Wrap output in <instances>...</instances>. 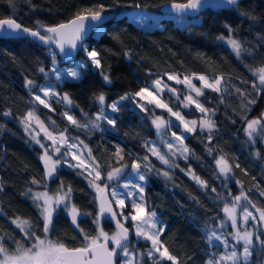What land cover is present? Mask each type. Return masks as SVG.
I'll return each mask as SVG.
<instances>
[{
  "label": "trees",
  "instance_id": "trees-1",
  "mask_svg": "<svg viewBox=\"0 0 264 264\" xmlns=\"http://www.w3.org/2000/svg\"><path fill=\"white\" fill-rule=\"evenodd\" d=\"M180 1L183 2L177 0ZM167 3L169 0H31L29 5L20 0L17 7L12 9L6 0H0V18L12 15L17 22L29 28H34L36 21L46 25L58 24L70 19L77 10L97 4L107 5L109 11L114 13L102 25L101 33L92 31L85 41L90 50L96 48L100 51L101 68L92 66L81 49L73 59L80 58L89 66L82 70L80 79L66 78L55 83L59 94L70 95L74 101L71 113L82 122L86 119L83 113L93 117L100 110V105L94 99L96 95L103 93L106 104H110L125 93H134L141 87L150 86L158 77L166 79L164 73L181 76L197 73L210 77L222 74V89H227L223 93V103L221 94L209 89L204 90L205 95L200 98L205 107L215 110L211 117L215 122L212 140H208L207 131L197 129L188 133L184 139V145L190 150L188 158L179 157L176 160L179 167L168 168L144 147L146 141L156 143L150 107L147 106L148 112H142L132 99L125 100L121 102L119 112L112 113L107 109L108 114L117 121L115 128L102 121V130H93L90 125L88 129H78L63 117L65 106L62 103L53 99L51 103L55 111H49L34 102L30 89L25 87L26 80H33L36 85L53 81L50 75L47 79L45 76L51 70L49 45H40L27 37L0 38V236L5 237L10 251L15 250V244L8 237L22 238L19 229L11 223L12 218L34 219L38 215L31 199L22 195L30 187L43 190L31 184L33 178L47 183L52 191L61 181L65 188L71 186L72 203L84 213L91 212L94 216L97 207L93 199L96 193L74 168L61 166L55 179L43 180L40 147L31 142L20 123V118L30 107L37 109V115L42 120L47 122V117H50L59 129L67 128L68 135L82 139L104 166L103 171L109 170L114 146L119 145L124 149L125 163L131 164L132 158L148 155L156 169L169 172L170 178L155 171L147 173L144 196L165 228L160 239L169 252L178 257L179 264H204L209 253L215 251L209 249L205 242V233L209 229L223 232L232 242L227 236L228 229L218 228L220 220L224 219L222 208L225 203L218 198V194L227 196L230 191L232 195H239L243 190L253 204L264 208V195H261L264 192L262 137L258 136L254 142L248 140L244 132L245 121L240 116L242 98L235 92V88H240L246 94L252 93L247 98L255 103L250 105L248 119L258 117L264 111V92L256 95L252 91L255 77L249 71L250 67L264 62V0L239 1L240 10H248L255 15V21L241 16L235 8H206L198 15L199 20L188 23L189 28L179 27L174 18L168 16L170 13L162 7ZM134 10L160 11L162 27L149 30L137 26L128 15ZM226 24L231 26L233 36L242 41L248 50L239 58L224 40L217 39L221 35L228 36ZM60 62L69 65L73 61ZM40 68L45 71L41 72ZM102 71L110 76L111 83L103 80ZM5 111H10L11 115L4 116ZM155 112L166 114L165 110L156 108ZM182 112L196 119L201 116L194 106L182 109ZM209 148L214 150L212 154H209ZM221 155L232 165V173L227 180L219 175L215 164ZM111 163L115 165V160L111 159ZM189 168L207 182V188L201 187L186 174ZM142 171L146 170L142 168ZM237 180L241 184H237ZM213 188L216 192L212 191ZM93 216L79 217L80 226L92 234L95 233ZM102 226L109 233L115 230L113 223L107 219L102 221ZM50 238H59L69 247L79 246L82 241L70 217L62 210L55 215ZM137 244L142 248L149 245L141 240ZM25 245L28 246L27 242ZM219 250L223 251V246ZM144 262L152 264L147 259ZM163 264L171 262L165 260Z\"/></svg>",
  "mask_w": 264,
  "mask_h": 264
},
{
  "label": "snow or ice",
  "instance_id": "snow-or-ice-1",
  "mask_svg": "<svg viewBox=\"0 0 264 264\" xmlns=\"http://www.w3.org/2000/svg\"><path fill=\"white\" fill-rule=\"evenodd\" d=\"M6 2L10 8L15 9L20 0H6ZM24 2L31 5V0H24ZM205 2L206 0H183V2L169 0L171 9L180 14H186L190 11L195 12L203 7ZM222 4L239 10L241 16L250 20L255 21L257 19L248 10H240L239 0H222ZM32 7L35 6L32 5ZM136 7L139 8L140 5L137 4ZM108 12L109 7L105 4L83 7L77 10L67 21L55 25H46L36 21L34 28L25 27L17 22L14 16L9 15L0 18V38H14L20 33H24L38 39L43 44L49 45L53 65L50 72L54 75L56 81H63L66 77L78 80L82 75L81 70L87 68L88 63L80 61L73 68H59L57 66V53L51 49V45L54 44L59 53L65 57L71 56L72 52L83 48L91 65L97 69L101 68L100 51L96 48L89 50V47L85 44V37L90 31L98 33L103 31L102 25L109 19L106 15ZM142 19L143 17H140V19L133 17V22L140 23ZM225 27L228 29V36L221 35L217 39L224 40L239 58L243 52L248 50L244 48L242 41L233 36L234 30L231 26L226 24ZM124 55L127 56L128 53L125 52ZM39 70L41 72L45 71L44 68ZM249 71L255 77V81L252 83V91L256 95H260L264 92V62L256 67H250ZM164 75L167 76L169 81H174L175 84H183L187 89V94H182L179 89L169 86L158 77L152 82L151 86L141 87L134 93H125L119 97V100L113 101L111 104H106V97L103 93L96 95L94 99L100 105V110L94 114V118L89 117L87 113H83L86 118L84 122L71 114L74 101L68 93L60 95L55 86L51 84L36 85L33 80H26L25 87L30 89L32 100L39 105H43L49 111H55L50 101L56 98L57 102L65 106V110L62 112L63 117L78 129H88L90 125L93 130H102V121H106L108 125L115 128L117 121L108 114L107 109H110L112 113H117L120 111L122 101L132 99L133 103L142 112L149 111L146 104L166 110L169 117H174L180 125H183L184 132L193 133L197 129L201 132L207 131L209 133L208 140L211 141L213 138L211 133L215 128V122L211 117L215 114V110L205 107L200 98L205 95L204 89H209L212 92L220 93L221 103H223V93L227 91V89H222L224 76L219 74L210 77L206 74L192 73L191 75L184 74L181 78V75L176 73H164ZM45 76L47 79L49 74L45 73ZM101 76L106 83H111V78L106 72L102 71ZM193 79L200 82L199 87L193 83ZM165 91L175 97L176 110H173L171 101H162L161 97ZM235 92L242 98L240 116L245 121L244 132L248 140L254 142L258 136L264 137V112L252 119L247 117V112L251 110L250 105L255 103L254 100L247 98L252 93L246 94L240 88H235ZM39 93H42V96ZM181 95H183V99H181ZM136 97L139 100H136ZM140 101H145L146 104L140 103ZM192 106L201 113L200 119L189 120L183 114L182 109H191ZM3 115L10 116L11 112L5 111ZM152 115L154 117L152 124L156 128L157 134L161 136L162 142L168 151L164 153L158 146L148 141L145 142L144 147L161 164L166 165L168 168L179 167L175 164L173 158L179 156L187 159L190 154V150L184 145L183 135H178L177 132L172 131L171 136L174 140L163 137L162 131H171L173 127L178 126L174 125L171 119L156 116L154 112ZM33 122L43 133V140L51 141V144L46 145L39 138V132L35 134L29 132ZM20 123L24 126L25 131L29 133L31 139L43 149V153L39 156L44 167L43 180L55 179L59 166L64 163H67L70 168H78L80 171L77 175L87 173L85 178L88 179L89 187L96 193L93 199L97 207L94 216L91 212L84 213L72 203L71 186L65 188L63 181H61L57 189L52 191L48 188L47 183H42L33 178L31 184L38 185L43 190L38 191L30 187L22 195L31 199L38 215L34 219L20 216L12 218L11 223L19 229L22 238L17 240L14 237H8L15 244V250L10 251L6 246L5 237L0 236V264H146L142 259L144 256H147L152 264H163L165 260L170 261L171 264H179L178 257L171 254L160 239L165 228L144 196L147 173L155 171L159 175L170 178L168 171L156 169L151 164L148 155L142 158L135 157L132 158L131 172L128 174L127 182L121 184L120 180L124 177L129 165L124 162V149L119 145L114 146L115 152L111 158L115 160V165L111 163L110 159L109 170L105 175L103 172L104 166L92 155V150L82 140H79L78 137H70L67 134L68 129H59L55 121H51L49 125H46L37 115L35 107L29 108L25 115L20 118ZM75 141H79V144L87 150V157L84 156L82 151H73L78 148ZM176 142L179 143L180 147H177ZM62 149L64 150L62 151ZM208 151L209 154H212L214 150L209 148ZM69 155L77 161L76 164L69 163L64 159ZM128 155L131 156V153H128ZM215 164L219 175L227 180L232 173L231 163L224 155H221L215 160ZM236 167H239V164H236ZM142 168L146 171H142ZM181 171L185 170L181 169ZM186 174L190 175L201 187H208L207 182L195 175L191 168L187 170ZM236 182L241 184L239 180ZM225 187H227L226 183ZM212 191L216 192V189L213 188ZM261 195H264V192ZM218 198L225 201L222 208L224 219L220 220L218 228L223 229L226 223L230 221L232 231L227 233V236H231L235 244H231L223 232L209 229L205 233V242L209 249L215 251L209 253L204 264H249L257 246L260 254L264 256V232L257 231L255 227H245L243 231L241 230L244 225L249 223L264 228V208H259L253 204L243 190L239 195H232L230 191L227 196L218 194ZM248 205L255 209V213L249 210ZM129 206L131 211L126 212L125 209ZM238 209H242V211L238 212ZM61 210L67 213L72 226L82 237L79 246L69 247L59 238H50L54 228L55 215ZM84 215L93 216L94 234L80 226L79 217ZM106 219L115 223V230L111 234L105 231L102 226V221ZM129 220L132 223V229L135 231L136 237L150 242L151 246L149 248L140 252L136 251L135 246L131 244L129 239L130 229L125 226ZM25 242L28 246L25 245ZM109 244L112 246L110 247ZM237 245H242V250H239ZM221 246H223V251L219 250Z\"/></svg>",
  "mask_w": 264,
  "mask_h": 264
},
{
  "label": "rangeland",
  "instance_id": "rangeland-1",
  "mask_svg": "<svg viewBox=\"0 0 264 264\" xmlns=\"http://www.w3.org/2000/svg\"><path fill=\"white\" fill-rule=\"evenodd\" d=\"M168 14H169V13H168ZM128 15H129V17H130L131 19H133V17H136L137 19H140V17H143V19L140 20V23H136V24H137V26H140L141 28H144V29H149V30L152 29V28L160 29V28L162 27V25H163V24H162V21H161L160 18H159V17L162 15L160 11H159V12H156V11H150V10H149V11L134 10V11H131ZM165 15H166V14H165ZM168 16H172V17L174 18V20H175V23H176L179 27H181V28H182V27H187V28H189V27H188V23H190L192 20H199V17H198V16H192V17H189V16H185V15H177V14L172 13V12H170V15H168ZM93 32L96 33V31H93ZM97 33H98V32H97ZM81 49H82V51H83V48H81ZM89 50H90V49H89ZM83 53H84V51H83ZM84 54H85V53H84ZM57 61H58V65H57V66H58L59 68L67 69V68H73V67H75L76 64H77V62H80V61H82V60H81L80 58H77V57H76V58L72 59L73 62H72L71 64H69V65H68V64L64 65V64H62V63L60 62L61 59L57 56ZM52 66H53V65H52V61H51V68H52ZM82 70H83V69H82ZM82 70H81V72H82ZM49 75H50V77L53 79V81H51V82H46L45 84H51V85L55 86V83L58 82V81H56L54 75H52L51 72H49ZM188 75H191V74H188ZM81 76H82V75H81ZM66 78L72 79L71 77H66ZM66 78H65V79H66ZM181 78H183V76H181ZM65 79H64V80H65ZM163 81H164L165 83H167L169 86H171V87H175V88L179 89L180 92H181L182 94H187V89L185 88V86H184L183 84H179V85H178V84H175L174 81H169L167 78H166V79H163ZM60 82H62V81H60ZM193 83H195L198 87L200 86V82H199L198 80H196V79H193ZM45 84H43V85H45ZM151 85H152V84H151ZM151 85H150V86H151ZM55 89H56V91H57V88H56V87H55ZM204 90H206V89H204ZM37 92H38V89H37ZM57 92H58V91H57ZM58 93H59V92H58ZM39 94L42 96V93H39ZM60 95H61V94H60ZM62 95H63V94H62ZM193 95H194V93H193ZM161 98H162V101H163V102H170V101H171V102H172V103H171V106L173 107V110H176L177 102H175V97H172L170 93H168L167 91H165V92L162 94V97H161ZM53 99L57 100L56 98H53ZM53 99H52V100H53ZM181 99H183V95H181ZM52 100H51L50 102H52ZM117 100H119V99H117ZM117 100H114V101H117ZM136 100H139V98L136 97ZM112 102H113V101H112ZM112 102H110V104H111ZM140 103H145V104H146L145 101H140ZM51 105H52V103H51ZM42 106H43V105H42ZM146 106L150 107L151 110H152V112H154V110H155V106H154V105H147V104H146ZM45 109H46V108H45ZM156 109L164 111V109H160V108H156ZM165 111H166V110H165ZM263 112H264V111H263ZM108 113H109V112H108ZM71 114H72V113H71ZM166 114H167V115H166ZM166 114L162 115V114H158V113L155 112V115H156V116H162V117L165 118V119H171L172 122H173V124H174V125H177L178 127H173V128L171 129V131H167V130L162 131V135H163V137L168 138V139H173V140H174V138H172V136H171V132H172V131H175V132H177L178 135H183V137H184V139H185V137L187 136L188 132H184V131H183V125H180L179 121H176L174 117H169V114L167 113V111H166ZM72 115H73V114H72ZM93 117H94V116H93ZM200 117H201V116H200ZM200 117L197 118V120L200 119ZM49 118H50V117H47V122L44 121V120H42L41 118H40V119H41L42 121H44L46 125H49L51 121H54V119H52V118L49 119ZM153 118H154V117H153V115H152V119H153ZM186 118L189 119V120H191V119H196V118L187 117V116H186ZM151 121H152V120H151ZM22 129H23V131H25L23 125H22ZM29 132H31V133H33V134L39 132V133H40L39 138H40V139H41L46 145L51 144V141L43 140V133L40 132V129L35 125L34 122H33L32 128L29 129ZM25 134H26L27 137L31 140V142H33L35 145H38V144H36V143L31 139V136L29 135L28 132L25 131ZM69 136H70V137H73V136H71V135H69ZM155 136H156V143H155V145L158 146V147L161 149L162 152L167 153L168 149L164 146V144H163V142H162V139H161V136L157 134V130H156V128H155ZM79 140H82V139H79ZM82 141H83V140H82ZM261 141H262L263 146H264V137H262ZM75 142L77 143L78 148L75 149V150H73V151H78V152H79V151H82V152L84 153V156L87 157V150H85V149L83 148V145H80V144H79V141H75ZM83 142H84V141H83ZM176 143H177V147H180L179 143H178V142H176ZM84 144H86V143L84 142ZM86 145H87V144H86ZM38 146H39V145H38ZM39 147H40V146H39ZM88 148H89V147H88ZM63 150H64V149H62V151H63ZM42 153H43V149L40 148V155H41ZM149 154H150V153H149ZM92 155H93V154H92ZM150 155H151V154H150ZM153 157H155V156H153ZM54 158H56V157H54ZM177 158H179V156L173 158L175 164L177 163V161H176ZM64 159L67 160L69 163H72V164H76V163H77L76 160H73V159H72L71 155H69V156H67V157H64ZM149 160H150V162H151L150 157H149ZM151 164H152V162H151ZM128 165H129V168L127 169V171H126L124 177H122L121 180H120V183H121V184L127 182V179L129 178V175H128V174L131 172V168H130V165H131V164H128ZM61 166H64V167H66V168L71 169L70 167H68V164H67V163H64V164L60 165L59 168H60ZM74 169L76 170V172H79V171H80V169H78V168H74ZM161 171H163V170H161ZM103 172H104V174L106 175L107 171H103ZM86 175H87V173H85V174H83V175H80V176L83 177L84 180L88 183V179L85 178ZM89 179H90V177H89ZM147 181H148V179H147ZM147 181H146V183H147ZM142 183H144V182H142ZM146 183H145V187H146ZM40 191H42V190H40ZM94 192H95V191H94ZM144 194H145V190H144ZM243 203H247V202H243ZM248 207H249V210H251V211H253V212L255 213V209H254V208H252L250 205H248ZM125 211H126V212L131 211L130 206H129V208L125 209ZM239 211H242V209H238V212H239ZM223 218H224V217H223ZM127 222L129 223V225H130V227H131V233H133L134 238H135V241L137 242V241L141 240V241L146 242V243L149 244L147 247L142 248L140 244L132 243V242H131V244L135 246L136 251H137V252H140V251H143V250L149 248V247L151 246V245H150V242L145 241V240H143V239H139V238H137L136 235H135V231L132 229V223H131V221L129 220V221H127ZM127 222H126V224H127ZM126 224H125V225H126ZM127 225H128V224H127ZM129 225H128V226H129ZM245 227H255V228L257 229V231L264 232V228H261V227H259V226L253 225V224H251V223H249L248 225H244V226L241 228V230L243 231ZM225 228L228 229V230H227V233H229V232L232 231V227H231V222H230V221H228V222L226 223ZM112 232H113V231H112ZM109 234H111V233H109ZM229 238L232 239L231 236H229ZM230 243H231V244H235V241L232 240V242H230ZM110 245H111V244H110ZM111 246H112V245H111ZM237 248H238L239 250H242V245H237ZM142 259H143V261H144L145 259L148 260L147 256H144ZM249 262H251V264H264V256H262V255L260 254V252H259V247H258V246H257L256 250H254V254H253V256H252V258L250 259Z\"/></svg>",
  "mask_w": 264,
  "mask_h": 264
},
{
  "label": "water",
  "instance_id": "water-1",
  "mask_svg": "<svg viewBox=\"0 0 264 264\" xmlns=\"http://www.w3.org/2000/svg\"><path fill=\"white\" fill-rule=\"evenodd\" d=\"M239 1H240V0H239ZM180 2H181V1H180ZM162 7H163L164 10L168 11L169 13L172 12V13H175V14H177V15H185V16L192 17V16H198V15L202 12V10H204V9H206V8H210V9H213V8H214V9H223V7H229V6L223 5V4H222V0H206V2H205V4H204L203 7L199 8V9H198L197 11H195V12H191V11H190V12H188V13H186V14H180V13H177V12L173 11V10L171 9V7H170V3L164 4ZM106 15L109 17V19H111V18L114 16V13L109 11ZM109 19H107V20L104 22V24L107 23V21H108ZM66 21H67V20H66ZM104 24H103V25H104ZM92 33H93L92 31H90V32L88 33V35L85 37V41H86V39L88 38V36L91 35ZM16 37H17V38H22V37L31 38V39H34L38 44H40V45H45V44H43L41 41H39L38 39H35V38H33V37H31V36H28L27 34H24V33H20V34H19L18 36H16ZM6 38H10V37H6ZM52 48H53V51H55V52L57 53V56H58L62 61L72 60L73 57L76 56L77 52H78L79 50H81V48H80V49H78V50L72 52V55H71V56H67V57H65V56H62V55L59 53V50L55 47L54 44L52 45ZM110 222H111V221H110ZM111 223H113L114 228H115V223H114V222H111ZM125 226H126V227H129L128 225H125ZM129 229H130V228H129ZM130 234H131V233H130ZM129 237H130V236H129ZM109 246L111 247L110 244H109Z\"/></svg>",
  "mask_w": 264,
  "mask_h": 264
},
{
  "label": "flooded vegetation",
  "instance_id": "flooded-vegetation-1",
  "mask_svg": "<svg viewBox=\"0 0 264 264\" xmlns=\"http://www.w3.org/2000/svg\"><path fill=\"white\" fill-rule=\"evenodd\" d=\"M129 228H130V233H131V227H130V225H129ZM129 239H130V242H132V243H138V241L137 242L135 241V238H134L133 233L130 234Z\"/></svg>",
  "mask_w": 264,
  "mask_h": 264
}]
</instances>
